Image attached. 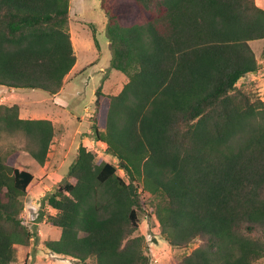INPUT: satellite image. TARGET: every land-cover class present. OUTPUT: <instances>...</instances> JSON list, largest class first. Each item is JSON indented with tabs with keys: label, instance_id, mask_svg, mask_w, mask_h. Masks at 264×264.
I'll return each instance as SVG.
<instances>
[{
	"label": "trees",
	"instance_id": "obj_1",
	"mask_svg": "<svg viewBox=\"0 0 264 264\" xmlns=\"http://www.w3.org/2000/svg\"><path fill=\"white\" fill-rule=\"evenodd\" d=\"M102 2L111 66L129 81L101 95L93 128L118 164L80 146L68 180L47 197L56 212L47 210L46 222L61 235L44 246L76 264H153L140 231L149 215L171 247L198 244L175 264H258L264 100L238 83L260 71L251 42L264 40V8L256 0ZM70 21L71 0H0V91L59 94L77 63ZM1 132L31 138L43 166L64 129L0 103ZM20 163L0 153V264H17L20 250L29 258L34 239L22 213L35 173Z\"/></svg>",
	"mask_w": 264,
	"mask_h": 264
},
{
	"label": "rangeland",
	"instance_id": "obj_2",
	"mask_svg": "<svg viewBox=\"0 0 264 264\" xmlns=\"http://www.w3.org/2000/svg\"><path fill=\"white\" fill-rule=\"evenodd\" d=\"M256 2L264 8V0ZM108 24L102 0H71L70 32L77 63L66 77L61 92L52 96L42 90L0 91V103L19 104L21 117L50 119L64 129L61 137L54 138L49 158L43 166L32 155L37 149L31 138L20 132L0 133V153L5 158L18 155L21 168L31 166L35 173V180L24 197L22 213L34 239L29 258H25L20 250L17 264H76L71 258L52 253L44 246L45 240L57 239L61 235L60 229L46 222V216L50 215L47 213V197L68 180L70 166L81 145L95 150L98 157L118 164L117 158L106 153L107 144L96 139L93 128V117L101 95H117L129 81L125 74L111 66L113 48L107 32ZM91 25L97 30L100 48L95 45ZM251 46L256 52L260 71L244 76L238 86L264 100V40L252 41ZM121 173L125 175L124 171ZM140 231L146 237L153 264H175L177 258L198 246L194 244L189 249L171 247L162 238L157 220L149 215L141 223ZM258 264H264V260Z\"/></svg>",
	"mask_w": 264,
	"mask_h": 264
},
{
	"label": "crops",
	"instance_id": "obj_3",
	"mask_svg": "<svg viewBox=\"0 0 264 264\" xmlns=\"http://www.w3.org/2000/svg\"><path fill=\"white\" fill-rule=\"evenodd\" d=\"M47 206H48V205H47ZM48 210H49V209H48ZM53 210H54V209H53ZM49 211H50V210H49ZM50 212L54 214L56 211L54 210V211H50Z\"/></svg>",
	"mask_w": 264,
	"mask_h": 264
},
{
	"label": "built area",
	"instance_id": "obj_4",
	"mask_svg": "<svg viewBox=\"0 0 264 264\" xmlns=\"http://www.w3.org/2000/svg\"><path fill=\"white\" fill-rule=\"evenodd\" d=\"M50 211H52V208L50 206L47 207Z\"/></svg>",
	"mask_w": 264,
	"mask_h": 264
},
{
	"label": "water",
	"instance_id": "obj_5",
	"mask_svg": "<svg viewBox=\"0 0 264 264\" xmlns=\"http://www.w3.org/2000/svg\"><path fill=\"white\" fill-rule=\"evenodd\" d=\"M258 71H255V72H253V73H257ZM99 94V93H98Z\"/></svg>",
	"mask_w": 264,
	"mask_h": 264
}]
</instances>
